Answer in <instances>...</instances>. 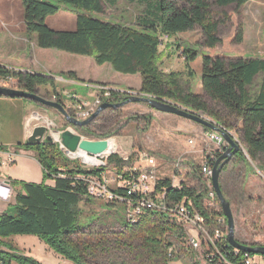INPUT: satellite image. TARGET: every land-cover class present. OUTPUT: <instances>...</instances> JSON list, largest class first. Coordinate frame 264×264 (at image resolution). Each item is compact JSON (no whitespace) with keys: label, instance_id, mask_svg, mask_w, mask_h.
Segmentation results:
<instances>
[{"label":"trees","instance_id":"trees-1","mask_svg":"<svg viewBox=\"0 0 264 264\" xmlns=\"http://www.w3.org/2000/svg\"><path fill=\"white\" fill-rule=\"evenodd\" d=\"M141 1L145 9L137 23L131 26L95 18L93 15L103 13L102 0H20V5L26 33L34 36L38 48L90 57L96 65L109 64L114 72L122 75L139 74V92L142 95L161 98L196 113H203L230 135L232 132L229 131L237 130L241 141L234 134L239 146L242 142L248 158L259 169L264 170V59H225L202 55L200 84L203 96L194 94L190 83L194 77L190 63L198 57L194 50L185 49L182 53L186 62L184 72L172 71L165 74L160 69L163 56L160 47L164 40L199 28L203 36L202 45L214 48L220 43L218 28L223 21L214 20L212 8L230 5L241 7L246 0ZM62 5L70 6L75 15L73 31H56L46 24V19L56 15ZM237 41H241V38ZM60 77L76 80L72 72ZM0 81L14 82L18 89L29 93H36L40 87H50L56 93L53 79L14 71L2 65ZM54 96L57 97L56 102L61 104V95L56 93ZM126 100L124 95L113 93L105 102L122 103ZM207 100L218 109L210 108ZM147 108L152 110L149 106ZM118 114L119 109H104L88 126L78 130L94 136L93 129L101 121L114 119ZM143 119L146 126L153 120L149 116ZM117 148L118 144L114 140H108L105 157L114 153ZM16 149L34 152L43 178L52 179L53 186L10 181L15 194V212L14 215L9 214L7 209L0 215V238L36 236L71 264H91L93 261L90 262V259L96 256V251H103L99 244L110 231H100L101 228L94 231L90 226L79 228V205L90 198L84 179L94 177L101 180L104 169H82L76 161L67 159L56 144H32L26 141L17 145ZM0 150L3 151L4 148L0 146ZM237 158L242 159L244 156L238 153L234 159ZM107 162L120 169L123 165L117 155L111 156ZM154 166L155 164L148 168L150 173H154ZM199 171L200 167H191L192 179L204 185ZM123 177L128 179L130 175L123 174ZM161 188H166L167 200L174 203L190 200L197 209L203 210L205 186L197 189L181 184V188H177L169 180H160L157 182V189ZM124 192L123 189L113 191L117 194ZM217 214L222 217L221 212ZM152 215L156 216V222L160 217L162 223L172 224L174 231L168 232H178L181 216H166V212H146L124 222L122 231L111 233L115 235L116 244L123 242V246L132 252V243L139 244L141 254L134 256L135 261L167 264V245L158 239L159 226L152 227ZM176 244V256L178 248L182 246L185 259H189L191 264H197L198 255H186L184 235L176 236ZM228 248L233 250L232 247ZM12 260L18 264H41L30 257L0 252V264H10Z\"/></svg>","mask_w":264,"mask_h":264},{"label":"rangeland","instance_id":"rangeland-1","mask_svg":"<svg viewBox=\"0 0 264 264\" xmlns=\"http://www.w3.org/2000/svg\"><path fill=\"white\" fill-rule=\"evenodd\" d=\"M102 4L103 13L93 16L106 22H114L124 26H131L137 23L145 9V5L141 0H102ZM60 11L57 13L59 14L58 19L60 20V24L53 21V25L62 24L66 26V24L73 21V19L75 21V15L71 11L70 6L62 5ZM212 11L214 20L223 21V24H221L218 28L220 43L214 48L204 47L202 45L203 36L199 28H195L190 32L178 34L173 39L164 40L160 47V51L163 55L164 52L165 55L167 54V59L165 60H169V67L165 66L166 69L170 68L172 70L173 68V71H185L186 62L182 56L185 49L194 50L198 57H201L202 55H209L225 59H264V0H246L241 7H237L235 5H230L225 8L213 7ZM22 22V8L20 0H0V42L2 39L1 37H5L7 38L6 42L10 45H18L19 41H17V39L20 34L18 29L21 28L20 25H22ZM239 37L241 38V41H237ZM11 38H14L15 40H12ZM172 44L173 47H175L174 51H170L172 49H168ZM166 45L167 48H165ZM170 52L173 53L170 54ZM3 58V54H0V60ZM163 65L164 61L162 63L160 62V68ZM190 67L194 74V77L191 80L192 82H190L191 86L193 85L199 89L198 80L196 78L200 72L199 60L197 63L195 62V64L193 62L190 63ZM161 71L163 72V70ZM61 72L62 71L59 73L60 75L65 74ZM164 73L168 74L166 72ZM120 77L125 76L120 75ZM123 79L124 78H122V80ZM62 80L66 82L67 79ZM257 82L258 81H256V83ZM62 84L63 86L65 85V83ZM182 84L185 86L184 83ZM0 86L18 88L16 83L11 81H0ZM74 88L76 90L78 89V94L83 95L84 91H82L80 87L75 86ZM125 90L134 93L125 96L127 99L129 97L136 96L137 93H140V89ZM36 94L49 101L54 100V102H56L57 100V97L54 96L56 93H54L53 89L48 91L44 88L37 89ZM70 96L71 97L69 98L64 97V104L67 106H70L71 103L75 104V101L84 102L80 99V97H76L75 95ZM61 103L63 104V101H61ZM169 103L173 102L169 101ZM207 103L210 108L218 109V107H216V105L209 100H207ZM33 105V109L36 112L35 114H38L41 117L38 122H35L50 129L51 136H54L55 138L57 134L65 130H69L73 134L85 140H114L118 144L117 150L111 155L102 158L101 163L97 165H88L83 163L81 160H74L82 169L85 170L99 168L104 169V172L101 175V180L94 177L84 179V181L87 182L90 198L81 202L79 205V228L82 229L90 226V228L94 231H99L100 228V231L107 233L110 231L104 241L99 244V248H102L103 251H100V249L96 251V256L90 259V262L93 261L91 264H149L143 262L142 260H134V256L137 253L141 254L139 253L138 243H132L133 252L128 250L127 247H124L123 242L116 244L115 235L111 232L122 231L124 222L128 219L124 221V206L122 204L116 200H109L107 196L102 197L99 194L104 193V191L101 190L102 187L105 188L107 193L111 194L113 191L120 189L117 188L120 184L119 178H124L123 174L129 175L131 170L137 171L138 169L141 170L147 168L148 164H146L147 162L145 163V158L150 156L151 158L156 157L161 160L162 164L157 163V168L159 167L160 170L161 168L163 170L167 169L173 175H178L180 170L187 171L186 177L181 178L182 181L184 180L182 184L200 189L203 188L204 185H202L201 182H197L192 179L193 173H188V170H191L192 166L201 167L203 161H201L200 157L194 158L189 156L187 147L193 148L195 143L193 140L201 138V140H199L200 148H205L215 154L217 153L219 157L224 153V151L216 149L215 145L210 144L207 139L208 130H205L202 126L195 125L198 129L197 132L192 133L189 137H185L183 136L184 130L181 127V123H186L183 118L181 119L175 115L150 110L145 104L129 103L118 108L119 114L117 117L114 119L107 118L104 121H101L96 129H93L94 136H88L79 131L78 128L69 125L63 115H61L58 111L35 103H33ZM65 105L64 108L71 115L72 110H69V108ZM97 109L90 115V117L97 111ZM197 114H200L212 121V119L203 113ZM148 116L152 117L153 120H151L149 126H146V121L143 117ZM30 119H32V116H30ZM51 123H53L52 126ZM47 124L50 126L48 127ZM231 131L235 132L239 141H241L239 132L237 130ZM231 135L234 137L233 139H236L234 133H231ZM190 137H192V139ZM189 139L190 141H188ZM168 141L178 145L181 149L176 152L174 150L175 145L168 144ZM191 141H193L192 144ZM239 147V153H242L244 158H237L227 163L223 168L224 170L220 172L219 183L221 185L223 195L231 207L234 220L235 239L239 243L249 246H264V170L259 169L256 164L248 158L242 142H240ZM113 155H117L123 161L121 169L116 168L113 164H108L107 160ZM178 159H180V162L177 161ZM4 160H7V158L2 159L0 156L1 173L11 172L15 174L16 171L20 176H25L28 180H16V182L31 183L36 185L44 184L48 187L53 186V180L44 179L42 170L40 171L37 169L34 164H29V168H27L26 165L23 167L18 164L17 160L15 162L18 164V167L16 164L2 165L1 162ZM22 168L25 170H20ZM154 173H157L155 166ZM14 196L15 194L13 191L12 200L6 204L8 205L7 212L12 215H14L15 212L13 207ZM152 216V220H154V222L151 220L152 227L159 226V228H157L160 231L157 234L158 239L162 240V234L166 231H174L172 224L168 225L166 223H162L163 220L160 217V220L156 222V216ZM11 239V242H9V245L12 248V252L9 253L10 255L16 254L17 256H24L27 252L21 250L27 248L32 250V252H35L38 256L36 261L43 262L44 260L45 264H51L49 263L51 262V258L47 255L48 252L44 255V251L40 244L41 239L38 237L18 235L11 236ZM170 242H173V240L171 239ZM42 243L45 245L44 242ZM178 249L179 252L177 253V256L175 255V259L170 257V261L167 257L166 263L191 264L190 260L185 259L184 257L185 252H183V247L181 246ZM31 258L35 260L36 257L31 256ZM196 262L197 264H206L201 259L196 260ZM11 264L18 263L12 260Z\"/></svg>","mask_w":264,"mask_h":264},{"label":"crops","instance_id":"crops-1","mask_svg":"<svg viewBox=\"0 0 264 264\" xmlns=\"http://www.w3.org/2000/svg\"><path fill=\"white\" fill-rule=\"evenodd\" d=\"M58 17H59V14L48 17L46 19L47 26L56 31H73L75 29L74 19L73 21H70L69 23H67L66 26H64L62 24L59 25L60 20L58 19ZM53 21L59 24L53 25ZM109 23L117 24L114 22H109ZM20 26L21 28L18 29L20 32L19 38L17 39V41H19L18 45H13V44L10 45L9 43L6 42L7 38L1 37L2 39L0 42V45H1L0 54H3L4 60L3 59L0 60V65L8 69H12L14 71H18L22 73L36 74L40 76H46V75L50 76L51 79L55 81V92L61 95V101H63V105H65L64 97L69 98L71 97L70 95H75L76 97H80V99L84 101L82 103H88V102L93 101V99L99 93V91L96 89V86H99V85H107V86H112L117 89H124V90L125 89H132V90L140 89L141 77L139 74L123 75L125 77H120V75L122 74L114 72V70L109 64L98 66L95 64L94 60L90 57L71 55V54H67L61 51H56V50L40 49L35 44L34 36L32 35L30 36L26 33L23 22H22V25ZM11 39L15 40L14 38H11ZM165 48H167V45L165 46ZM174 48L175 47H173V44H172L170 48L168 49H172L170 51H174ZM171 53L173 52H170V54ZM164 55H165V52H164ZM164 55L162 56V59H161V63L164 61V65L160 69L163 70V72L170 73L173 71V68L172 70L170 68L168 69L165 68V66L169 67V63H168L169 60H165L167 59L166 58L167 54L165 55V57ZM198 60H199L200 72L196 78L198 80L199 89H197L193 85L191 86V88L194 94L203 96V91H202L201 84H200L201 57H197L193 61V63L194 64L195 62L197 63ZM60 71H62L61 73H67V72L74 73L76 76V80L74 79L66 80L65 79L66 82H64L62 80L63 78L59 76ZM122 78L124 79L122 80ZM62 83H65V85L63 86ZM75 86L80 87L81 90L84 91L83 95L78 94V91H77L78 89L76 90L74 88ZM41 88H44L47 91L51 89L50 87H40L39 89ZM65 106L69 108L70 110L72 109L73 104L71 103L70 106H67V105ZM33 108H34L33 103H31L28 100L10 99V98L0 97V146L4 148L3 151L0 150V156L2 159L7 158V160H4L1 162L2 165H6V164L14 165L16 164L15 161L18 160L17 161L18 164H20L23 167L26 165V167L29 168L28 165L32 163L37 169L41 171L40 165L35 160L34 152L16 149V146L19 144L25 143L27 141V138L31 135L33 129L36 126H39V123H36L37 122L36 120L30 119V116H33L36 113ZM183 120L186 122V123H181V127L184 130L183 136L189 137L192 135V133L197 132L198 129L195 127V125L198 126V124L192 121L186 120V119H183ZM51 124L53 125V123ZM210 132H214V131L208 130V134ZM229 132H232V131H229ZM232 133H235V132H232ZM190 138L192 139V137ZM199 140H201V138H198L197 140H193L195 142L193 145V148L187 147L188 148L187 152L189 153V156L194 157V158L200 157L201 161H204V158L206 157L208 150L205 148H200ZM188 141H190V139ZM193 141H191V144L193 143ZM167 143L173 144V142H169V141ZM227 147L228 146L226 144V147L223 149L224 152L226 151ZM180 149L181 148L178 145H175L174 150L176 152H178V150ZM234 157L230 161H233ZM148 158H150V156H147L145 158V163L147 162ZM152 158H154L155 168L157 170V182L160 180H169L174 187L176 186L178 187L179 185L183 183L184 180L182 181L181 178L186 177L187 171L180 170L178 172V175H173L167 169L163 170L161 168L160 170L159 167L157 168V163L162 164V162L156 157H152ZM18 164H16L17 167H18ZM20 170H25V169L22 168ZM190 172L191 170L189 169L188 173ZM0 180L8 181V182H10L11 180L12 181H16V180L28 181L25 176H20L16 171H15V174L11 172L10 173L0 172ZM119 183L120 184L117 186V188H121L123 185V182L120 181ZM0 205H1L0 206V215H1L3 212L7 210L8 205H5V204H0ZM219 212H221V208ZM123 218H124V214H123ZM11 240H12L11 237H8L5 239L0 238V252H3V253L12 252V250H10V245H9V242H11ZM40 244L44 251V255H46V252H48L47 255L49 256V258H51V262L49 263L51 264H71L70 262L64 260L61 256L55 254L46 245H43L41 241H40ZM21 251L27 252V254H24V256L27 255L26 257L31 258V256H33V257H36L35 260L38 259V256L35 254V252H32V250H29L26 248ZM256 255L257 254H251V256H256ZM257 256H261V255H257ZM39 263L45 264L44 260L43 262H39Z\"/></svg>","mask_w":264,"mask_h":264},{"label":"built area","instance_id":"built-area-1","mask_svg":"<svg viewBox=\"0 0 264 264\" xmlns=\"http://www.w3.org/2000/svg\"><path fill=\"white\" fill-rule=\"evenodd\" d=\"M164 38L167 39L166 36ZM96 89L99 93L93 101L89 103L75 101V104H73L72 115L77 121L88 119L104 101H108L111 98L113 93L124 96L133 94V92L128 90L123 91L108 86H96ZM39 118L41 117L38 114L32 116V120L37 122ZM47 126L49 127L50 125L47 124ZM48 131L51 134L50 129ZM207 139L218 150L223 151L226 147V143L219 133L210 132ZM55 141L54 144L58 146L61 153L71 160H81L85 163V158H88L101 163L102 157L92 156L81 151L70 153L61 145L59 139L56 138ZM216 154L208 150L200 167V176L205 186L203 210L197 209L190 200L180 203L167 200L166 188L157 189V173H150L148 167L141 170L138 169L136 173H132L133 170H131L128 179L119 178L123 182L121 187L125 191L123 194L107 193L104 187L101 189L104 193L99 194L102 197L107 196L109 200H116L122 204L124 206L125 220L141 216L146 212H166V216H181L178 232L168 233L166 231L161 238L163 240L161 241L167 245L166 257L170 261L171 258L175 259L176 255V236L184 235L186 255H189V257L198 255V260L201 259L206 264H264V256H251L249 253L236 249L229 250L228 248L226 243V220L223 216L219 217V214H217L220 211V205L211 183L212 167L219 157ZM177 161L180 162V159ZM177 188H181V185ZM12 195L13 190L10 182L0 180V204H8L12 200ZM171 239L173 242H170Z\"/></svg>","mask_w":264,"mask_h":264},{"label":"water","instance_id":"water-1","mask_svg":"<svg viewBox=\"0 0 264 264\" xmlns=\"http://www.w3.org/2000/svg\"><path fill=\"white\" fill-rule=\"evenodd\" d=\"M45 77L51 78L48 75H46ZM0 97L10 98V99H24L31 101L35 104L44 106L46 108L54 109L58 111L61 115H63V117L65 118L66 122L69 125L77 128H83L88 126L90 122L104 109L107 108L118 109L129 103H139L149 106L152 110L156 112L175 115L177 117L192 121L206 129L219 133L228 147L226 151L222 155H220V157H218L217 161L212 167L211 183L214 192L217 196L218 202L220 204L222 215L226 219V223H227L226 240L230 246H232L238 251L264 256V246H249L239 243L235 239L233 214L231 211L230 204L225 199L222 190L220 188L219 175L223 167L235 155H237L240 152V147L233 140L232 136L226 131L222 130V128L216 125L214 121H210L207 118L201 116L200 114H197L196 112L184 108L180 105L169 103V101H166L161 98L146 97L141 93H137L136 96L129 97L125 102L122 103H117V104L102 103L97 109V111L85 121H77L64 108L63 104L46 100L40 97L36 93H29L18 88L16 89V88H8V87L0 86ZM56 138L60 140L61 145L70 153L81 151L92 156L104 158L105 152L108 149L107 140H100V141L85 140L73 134L69 130H65L57 134ZM56 138H54V136H51L46 126L39 125L33 129L31 135L27 138V142L32 144H42V143L54 144L56 142L55 141Z\"/></svg>","mask_w":264,"mask_h":264},{"label":"bare ground","instance_id":"bare-ground-1","mask_svg":"<svg viewBox=\"0 0 264 264\" xmlns=\"http://www.w3.org/2000/svg\"><path fill=\"white\" fill-rule=\"evenodd\" d=\"M134 94V93H133ZM210 131V130H209ZM54 135H56V134H54ZM56 137H57V135H56ZM55 138V137H54ZM232 138H234V137H232ZM236 143H237V141L235 140V139H233ZM238 144V143H237ZM239 145V144H238ZM108 150V149H107ZM106 150V151H107ZM106 153V152H105ZM151 158V157H150ZM154 159V158H153ZM85 163L86 164H88V165H97V164H99L98 162H96L95 160H93V159H88V158H85ZM94 162V163H93ZM154 164V161L152 160V159H148V168H150V166L151 165H153ZM137 171L136 170H133V172L132 173H136ZM121 189V188H120ZM1 206V205H0ZM226 243H227V245H228V247H232V246H230L229 244H228V242H227V240H226ZM233 248V247H232ZM233 249H235V248H233ZM257 256V255H256Z\"/></svg>","mask_w":264,"mask_h":264},{"label":"flooded vegetation","instance_id":"flooded-vegetation-1","mask_svg":"<svg viewBox=\"0 0 264 264\" xmlns=\"http://www.w3.org/2000/svg\"><path fill=\"white\" fill-rule=\"evenodd\" d=\"M99 86H104V85H99ZM120 90H123V91H125L124 89H120ZM104 103H108V102H105L104 101ZM70 110H72V109H70ZM72 113V112H71ZM71 116L73 117V115L71 114ZM74 118V117H73ZM77 128V127H76Z\"/></svg>","mask_w":264,"mask_h":264}]
</instances>
